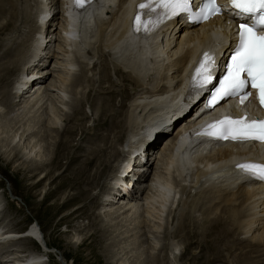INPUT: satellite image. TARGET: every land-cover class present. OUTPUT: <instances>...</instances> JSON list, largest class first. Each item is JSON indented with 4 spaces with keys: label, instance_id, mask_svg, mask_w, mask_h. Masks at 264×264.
Returning <instances> with one entry per match:
<instances>
[{
    "label": "bare ground",
    "instance_id": "bare-ground-1",
    "mask_svg": "<svg viewBox=\"0 0 264 264\" xmlns=\"http://www.w3.org/2000/svg\"><path fill=\"white\" fill-rule=\"evenodd\" d=\"M16 1L22 2V0H0V16L6 15L10 9L12 12L15 11L11 16L9 15L10 22L0 24V31L4 29L12 31L17 26L19 13H16L18 9ZM137 1L101 0L93 9L89 7L86 12L74 13L69 9L66 0H38L39 15L33 16L36 29L30 45L31 54L26 50L30 55L26 54L29 58L26 57L27 60L21 65L22 68L18 65L23 57L18 60L16 58L22 56L24 52L21 53L19 48L12 46L3 51L4 58L0 57V67H3L4 73L0 74V83L8 84V78L12 73L20 68L21 72L17 74L18 77L13 85L11 84V88L0 91V96L3 95L0 98V116L4 106L9 109L7 113L10 115L19 111L20 114L24 112L25 115L38 112L33 116L37 119L34 124L33 120L32 122L24 121L10 134L12 143L16 141L18 145L25 143L21 148L22 159L32 165L28 166V171L27 168L23 169L27 175L26 181L33 179L34 176L29 175L34 167L37 170L38 179L31 183L36 187L40 186L54 168L45 176L40 174H45L49 165L62 169L61 160L66 158L62 177L67 178L65 182L62 181L64 185H58L60 188L55 187L56 190L52 194L56 196L57 190L63 188H74L76 192L67 197L66 193L64 198L58 191L55 200L51 203L54 214L62 209L69 210L64 214L66 218L85 207H90L84 201L92 202L93 196L91 197L90 192L101 187L99 181L104 171L108 169L109 173L107 172V177L104 179L107 184L101 187V192L98 194L100 196L92 203L95 211L87 209L83 212L84 215H88V218L90 217V221H87V224L81 223L79 226L72 225L71 229L67 225L65 230L71 232V237L67 235L70 237L68 244L71 247L76 244L77 246L85 245L90 255L97 251L96 245L99 244L97 237L99 236L101 240L99 245H101L104 238L108 237L104 230H107L109 225L114 227L117 219L119 221L133 220L135 232L140 233L137 239L142 238L143 246L149 242L147 244L151 251L157 250L160 246L159 235L164 229V223L166 232L170 233L168 228L171 222L173 224L176 220L175 215L185 208L193 207L196 214L192 217L193 226H186L189 231L184 233L186 250L182 254L177 250L179 248L172 247L168 252L169 258L177 259L173 257L175 252L176 255L180 254L181 258L185 253L188 254L186 264L217 262L220 264H264L262 187L252 181L239 182L238 177L234 176L235 171L227 169L229 163L239 160V155L248 152L254 155L256 147H247V144H225L213 145L211 150H207L199 144L187 142L181 134L194 126L202 116V113L195 114L202 89L197 95L187 98L181 104H175V101L180 103L174 94L181 79L186 77L189 81L194 77L196 67L187 69V63L191 61V58L201 56L199 54L209 47L218 50V55L226 54L233 48L230 41L224 40L231 28L221 19H215L206 25L186 27L182 20L176 18L161 31L157 39L142 41L139 40L140 37L132 38L127 35L128 7L129 4L133 7ZM43 13L46 16H43ZM59 13H61V25L58 37L55 38L57 41H55L52 38L54 37L53 28L56 25L51 20L47 21V16L52 15L51 17L54 18ZM28 21L26 20V23ZM179 32L181 35L178 34ZM16 40L15 38V42ZM53 42H57V45L55 49L49 50V43ZM49 55L55 58L54 64L51 69L49 67L43 69L44 64H48L50 60ZM97 73L101 74L99 89L95 87ZM50 75L52 79L46 86L41 80ZM36 77L39 78L35 80ZM113 77L116 78L115 82L112 80ZM104 82L107 86L102 85ZM22 85L25 87L21 90ZM94 89L102 96L97 99L94 97L86 102L85 95H88L86 91L90 93ZM126 90H133L131 96L126 95ZM72 93L78 96L77 103L71 102L70 94ZM79 93L82 95H78ZM117 97L121 100L123 98L121 105L117 106L121 107V111L115 109ZM98 102H102V107L100 118L95 121V123L98 122L95 131L103 128L107 133L106 135L102 133L100 136H96V132L90 133L89 136L96 142L89 144L94 145L97 142L101 144L97 148L95 145L90 146V153H86L84 161L73 167L72 165L81 158L83 145L78 143L72 145L70 139L61 141L57 146L59 151L56 153V159L49 164L43 158L45 156L43 144L48 138L40 136L42 126L46 127V124L41 121L44 120L43 114H48V111L51 115L53 114L54 125H47L50 128L49 131L60 132L58 129L63 123L60 115L70 117L73 112L75 115L81 113L83 118H78L77 122L88 118L91 123V115H86L83 105L91 104L96 107ZM229 109L235 111L232 106ZM57 111L60 115H56ZM69 129L72 135L77 134L75 125ZM2 133L0 132V136ZM159 138H162L161 142ZM74 140L72 138V142ZM159 142H165V144L162 150H157L155 154L157 163L150 177V172L153 170L149 165L150 157L148 156H153L152 152L154 153ZM145 146H148L146 151ZM121 150L127 151L125 157L116 162L117 165L114 164L115 167L110 172L112 169L110 162L117 160L118 152ZM0 153L3 157H8L5 151ZM127 163L129 166L133 163L130 169L132 173L127 171L125 167ZM94 166L95 172L92 174L91 168ZM121 171L127 173L125 174L127 177L120 176L122 180L117 178ZM66 172L67 174L64 175ZM125 178L130 181L128 188H126ZM121 183L126 184L125 194L117 198L122 193L113 192ZM191 192L195 193V197H190ZM48 196L49 193H46L44 200ZM73 202L76 207L70 210ZM2 210L0 203V212ZM184 214L178 215L176 232L184 230L186 221ZM5 218L4 214L0 216V244H7L4 247L10 249L9 246H15L18 240L35 244L33 237L39 244L44 243L46 248L50 247L38 219L28 233L21 232V227L18 226L10 228ZM146 219L149 221H146L147 224H145ZM257 227L261 230L257 231ZM87 229L94 232H90L89 237L83 238L82 233ZM236 234L239 236L236 237ZM232 237L235 239L231 240ZM86 238L92 239L91 242H87L88 245L85 244ZM47 251L44 249L40 251V254H27L25 251L18 250L11 253L14 257L5 259L3 264H45L43 257L48 256V253H44ZM58 254L64 258L62 253ZM125 254L121 255L115 263L110 261L111 263L107 264H131L128 255L125 256ZM113 260H116V257ZM144 260L141 258L139 263L154 264V261L157 264L161 263L158 257L154 258V261L151 258L146 263ZM135 263L137 264L136 261Z\"/></svg>",
    "mask_w": 264,
    "mask_h": 264
},
{
    "label": "rangeland",
    "instance_id": "rangeland-1",
    "mask_svg": "<svg viewBox=\"0 0 264 264\" xmlns=\"http://www.w3.org/2000/svg\"><path fill=\"white\" fill-rule=\"evenodd\" d=\"M27 1H29V0H22V2L16 1L17 5H18V9H17L16 13L17 14L19 13L18 14L19 20L16 23L17 26L12 31H10V29H8V31L6 29L0 31V49H1L0 50V57L2 56L4 58L3 51H5V49L8 47L12 46L14 48H19L21 53L24 52V54L22 56L20 55L16 58V60H18L21 57H23L19 61L20 65H18V67L20 66L21 68H22L21 65H23V62H25L27 60V58H29V56L26 55V54H29V52H27V51H30V54H31V46L30 45H31L32 38H34L33 37L34 31L36 29V27H35L36 25L33 24V20H34L35 15L36 16H37V14L39 15V12H37V8L39 7L38 0H34V1L30 0L29 2H27ZM14 12L15 11L12 12V9H10L6 15H1L2 17L0 16V24L2 22L3 23L4 22H6V23L10 22V16ZM30 14L32 15L31 17H30ZM51 16H47V21L51 20L56 25L53 28L54 29V37L52 38L53 40H55V38L58 37L57 36L58 31L60 30L61 13H59V15L57 17L54 16V18H52ZM26 20H29V21L26 23ZM28 34H30V35H28ZM178 34L181 35L180 32ZM15 38L17 39L16 42H15ZM2 40H4V41H2ZM55 41H57V40H55ZM49 44H50L49 50H51V49L53 50V49H55V47H56L55 45H57V42H53V43H49ZM47 49H48V47L46 48V50ZM25 52H27V53H25ZM50 52H53V51H50ZM2 53H3V55H1ZM49 56H50L51 61L48 60V64L45 63L44 66L42 67L43 69L48 68V67L51 69L52 68L51 66H53V64H54L55 58L52 57L51 55H49ZM21 68H20V70L17 69V71L12 73L10 75V78H8L9 83L8 82H6V83L9 84V87H8V84H1L0 83V91H3V89L8 90V88L12 87L11 84L13 85V83L17 79L18 75L21 72ZM37 70H39V69H37ZM78 70H80V69H78ZM78 72L81 73V71H78ZM3 73H4L3 67H0V74H3ZM99 77L101 80V74L99 75V73H97V78H96L97 80L95 82L96 89H99V85L101 82L99 80ZM31 78L32 77H30V79ZM38 78L39 77H36L34 79L37 80ZM51 79H52V76L50 75L49 77H47V78L45 77L41 81L47 86L50 84L49 82L51 81ZM112 80H113V82H115L116 78L113 77ZM28 81H30V80H28ZM102 85L107 86V84L105 82ZM23 87H25V86L22 85L21 90L23 89ZM96 89L92 90L90 93L87 92L88 90L86 91V94H88V95H85V100L87 99L86 102H88L89 99L92 100L94 97L97 99V98L102 96L100 94V92L97 91ZM125 92H126V95L130 94L129 96H131V94L133 93V90H131V91L126 90ZM80 94L82 95V93H79L78 95H80ZM2 97H3V95L0 96V98H2ZM70 97H71V99H70L71 102H74V103L78 102L77 101L78 96H75L72 93V94H70ZM120 100H121V98L117 97L116 107H115V109L116 110L119 109V111H121V107H117V106L121 105L123 98L121 101ZM70 104L72 106L74 105L73 103H70ZM68 107H70V105ZM101 107H102V102H98L96 107L91 106V104L83 105V111L86 112V115L87 114L91 115V119H92L91 123H89L88 118L87 119L84 118V120L77 122L78 118H80V119L83 118V115L81 113L75 115L73 112V115L68 117V115H66V116L60 115L57 111L56 115H60L62 117L63 123H61L62 127H60L58 129V130H60V132L57 131L54 133H52L51 130L49 131L50 128L47 127V125H49V124H50V126L54 125L53 124V114L51 115L49 113V111H48V114H45V115L43 114L44 120H41V121L44 122V124H46V127H45V125L42 126V133L40 134V136L43 135L44 138L46 136L48 138L46 140V143L43 144V146L45 147V150H44L45 156L43 158L46 159V161L49 164H51L57 157L56 153H57V151H59V150H57V146H58L59 142L66 141V140L70 139L72 145H74V144L76 145L77 143L83 145V150L80 153L81 158L79 159V161H76L72 166L75 167V166H77V163L83 162L84 159L86 158V156H85L86 153H90L89 152V150L91 149L90 146L94 147V145H95V147L97 148L101 144V142H97L94 145L89 144L91 142H96V141H93L91 139V136H89L90 133L96 132V134H97L96 136H100L102 133L104 135H106V133H107V131L104 130L103 128L102 129L98 128L95 131L96 123H98V122L95 123V121H98V119L100 118ZM8 110L9 109L4 106L2 116H0L1 117L0 118V132H3L0 136V137H2V138H0V149H1L0 151H2V152L5 151L6 155L8 156V157H5V156L3 157L2 153H0V203H1V208H3L2 212H0V214H1L0 216H2L4 214L6 217L5 221L8 222V224L10 225L9 227L10 228H15V227H11V226H18L19 228L21 227L20 228L21 232H28V230H31L32 226L34 224H36V219H38L40 222V225L42 226V229H44V232L46 234V238H47V241H48V244L50 247L46 248L44 246V243L39 244L37 242V240L34 238H32V239H33L35 244H30L29 242H25L26 240L24 242L18 240L17 243L15 244V246H12V247L9 246L10 249H8L7 247H4L7 244H0V264H3L4 263L3 261H5V259H7V258L12 259V257H14V256H12L11 253H15L18 250L19 251H25L27 254L28 253L40 254L41 253L40 251H44V249L48 250L47 252H44V253H48V256L43 257V260L46 262L45 264H107L110 261L111 262L113 261L112 263H115L119 259V257L121 255H124L125 253L128 255L129 263H131V264H136L135 261L137 262V264H142V263H139L141 258L145 259L144 262L146 263L147 261H149V259L152 258L154 261V258H157V257L161 259L162 264H186V259L188 258L187 253H185L187 255H185V254L182 255V258H181L180 254L176 255V253L174 252L173 257L177 258V259H174V258H169L170 254H168V252L170 251V249L172 247L179 248L177 250H179L180 253L182 252V254L185 252L184 250H186L185 248H186L187 244H186L185 239H184V233L186 231L187 232L189 231V229H188L189 226H191V227L193 226L192 225L193 224V218L192 217H194L193 215H196V214H194L195 209L193 207H192V209H191V207L187 208L188 210L185 208V210L179 211L177 213V215H175L176 220H174L173 224L171 222L170 227L168 228L170 230V233L166 232V227H165L166 225L164 223V225H163L164 229L161 230V234L159 235L160 236L159 237L160 238V246L157 248V250L152 249L153 251H151L149 244H147L149 242H147L145 244V246L142 245V238L139 240L137 239V237H138V235H140V233L135 232V228H134V224H133L134 222L131 219H126V220L124 219L121 221H119L117 219V220H115L116 222L114 224V227H110V225H109L107 230H104L105 235L108 237L104 238V241L102 242L101 245H99L101 243V240H100L99 236L97 237V241L99 242V244L96 245L98 247H97V251L94 254L90 255L89 254L90 251L85 248V245L77 246V244H76V246L71 247L68 244V241L70 240V237H71V232H66L65 231L66 227L68 225L71 229L72 225L76 226V224H77L79 226V225H81V223L87 224L88 223L87 221H90V217L88 218V215H86V214L84 215L83 212H86L85 210H87V209L90 211H95V209L92 208L93 207L92 203L94 202L95 198H98L100 196L98 194H100V192H101V187H104L107 184L106 180H104V179L107 177V174L109 173L108 169H106L104 171V175L102 176V178L99 181V183L101 184V187H99L95 191L90 192L91 197L93 196L92 202L84 201L87 204V206H90V207H85V208L75 212L74 214H72L66 218L64 217V214H66L69 210H63L62 209L58 213L54 214L53 210L51 209V203L55 200V198L58 194V191H59V193L60 192L62 193V196L64 198H66L69 194H73L76 192V190L74 188H63L61 190L60 189L57 190L56 196L52 194L53 191L56 190V188H60L58 185H62V184L64 185V182H65L64 180L67 177H65V176L62 177V175H63L62 171L66 167L65 163L67 162V160H66V158L61 160V163L63 165L62 169L60 167L55 168V167L49 165L47 170L44 172L45 174H40V175L45 176L46 174H49L51 169L54 168L53 172L50 173L49 177H47L46 179L43 180V182L41 183L40 186L36 187V186L32 185V183H31V181H36V179H38L37 178L38 173H37V170L34 169V167L32 168V173L29 175V176H34L33 179L26 181L27 175L23 169L27 168L26 170L28 171L29 170L28 166L30 167L31 164H29V162H25V160L22 159L21 148L23 147V145H25V143H23V144L20 143L19 145L16 144L17 141L12 143V140H11L12 138H11L10 134L13 133V131L18 127V125H20L21 123H24V121L25 122L26 121L32 122V120H33V124H34L35 120H37V119H36V117H33V116L38 112H33V113L27 114V115H25V113L23 112V114L21 113L22 114L21 115L20 111H19V112H16L15 114L10 115L7 113ZM71 110H72V107H71ZM71 110L69 112H71ZM15 111H17V109ZM23 115H25V116H23ZM22 118H24L23 121L21 120ZM87 121H88V123H86ZM74 125H75V130L77 133L75 136L72 135L71 132L69 131L70 130L69 128H71ZM36 127H38V125ZM39 128H41V127H39ZM6 134H7V136H6ZM68 134H70V135H68ZM40 136H38V137H40ZM72 138L75 139L74 142H72ZM162 138H159L158 140H160V142H161ZM164 144H165V142L160 143L157 146V148L154 150V153L152 152L153 156H151V155L148 156V157H150L148 160L149 165L151 166V168L153 170L152 172H150V177L152 176V173L154 172L153 168L156 166V163H157V161H156L157 159H155V156H156L155 154H156L157 150H160V151L162 150ZM147 148H148V146H145L144 150L146 151ZM136 151H137V149H136ZM126 152H127L126 150L124 152H123V150L118 152L119 156H117V160L115 162L113 160L110 162V167L112 168V169H110V172H111V170L114 169V167H115L114 164L117 165L116 162H119L122 158L125 157L124 155L126 154ZM120 156H121V158H120ZM146 158L144 159L145 161L147 160ZM127 164L125 166L127 168V171H130L132 173V171L130 169H131V167H133V165H132L133 163L130 164V166H129V164L128 165ZM94 168H95V166L91 168L92 174L95 172ZM65 174H67V172L64 173V175ZM125 174H127V173L121 171L120 174L118 175L119 177H117V178L122 180L120 178V176L123 175L124 177H127V176H125ZM124 180H126V178ZM62 181H64V182H62ZM126 184H127V187H126ZM126 184L121 183V184H118V188L116 187L117 190H115L113 193H122V195L121 196L119 195L117 198L124 196V194H125L124 187L128 188L130 185V181L126 180ZM46 193H49V196H48V198H46V200H44V195ZM187 193H188V191L185 192L184 197L187 195ZM65 194H66V197H65ZM194 194H195L194 192H191L190 197L191 198L195 197ZM25 199H26V201H25ZM38 200H41V201H38ZM70 207H69L70 210L75 209V207H76L75 202L71 203ZM96 211H98V210H96ZM182 213L188 214L187 216L184 214L186 216V219H185L186 221L184 222L185 227H184V230L182 232L181 231L176 232L177 226H178V224H177L178 220L177 219L179 218V216H181ZM89 215H91V214H89ZM199 215H200V213H199ZM69 220H70V222H69ZM62 221H63V223H62ZM146 221H148V220L147 219L145 220V224H147ZM151 225H153L152 221H151ZM186 226H188V227H186ZM257 229H258L257 231L261 230L260 227H257ZM141 230H144V229L141 228ZM92 231L94 232V230H92ZM92 231H90V229L85 230L83 232L84 234L82 233V235H84L83 238L89 237V235L92 233ZM122 232H124V233H122ZM68 234L70 237L67 236ZM40 236H42V235H40ZM235 236L237 237V236H239V234H236ZM42 238H43V236H42ZM233 238L234 237H232L231 240H233ZM86 239H85V244L88 245V243L91 242L92 239H87V240ZM105 239H107V240H105ZM108 244H109V247H108ZM104 245H106V246H104ZM124 246H128V247H124ZM130 249H132L131 252H130ZM159 250H160V252H159ZM189 251H190V249H189ZM58 253H62L64 258L61 256V254H58ZM126 254H125V256H127ZM140 254H141V258H139ZM115 257H116V260H113V259H115ZM59 258H61V260ZM62 259H63V261H62ZM58 260H60V261H58ZM161 263H159V264H161ZM154 264H157V262L154 261ZM215 264H220V262L219 263L217 262Z\"/></svg>",
    "mask_w": 264,
    "mask_h": 264
},
{
    "label": "snow or ice",
    "instance_id": "snow-or-ice-1",
    "mask_svg": "<svg viewBox=\"0 0 264 264\" xmlns=\"http://www.w3.org/2000/svg\"><path fill=\"white\" fill-rule=\"evenodd\" d=\"M74 2L82 6L80 0ZM194 6L199 10L194 11ZM138 8L155 14L146 21L141 20L139 12L134 18L135 30L140 31L143 27L145 32L157 27L164 19L181 14L194 21H205L228 10L233 19L240 21L237 25V39L233 41L231 63L226 66V74L219 80V86L212 92L206 107L212 108L214 103L232 97H239L240 104L243 105L252 96L249 88L257 90V98L264 105V0H227V5L218 3V0H201L199 5H195L194 0H146ZM215 64V58L205 52L193 77L194 80L199 77L201 87L212 83L211 70ZM196 135L213 139L264 142V120L249 119L247 114L237 118L225 116L208 124ZM236 167L243 173L264 181V163L245 162Z\"/></svg>",
    "mask_w": 264,
    "mask_h": 264
}]
</instances>
